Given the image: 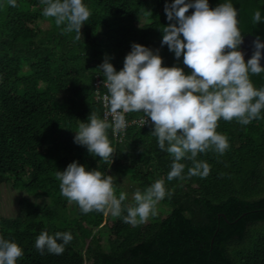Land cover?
I'll use <instances>...</instances> for the list:
<instances>
[{"label":"trees","instance_id":"trees-1","mask_svg":"<svg viewBox=\"0 0 264 264\" xmlns=\"http://www.w3.org/2000/svg\"><path fill=\"white\" fill-rule=\"evenodd\" d=\"M226 2L237 10L242 37L264 38V20L252 22L257 10L264 17V0H208L210 8ZM83 3L91 15L76 40L66 25L42 15L40 0H16L15 7L0 0V186L21 190L15 212L0 213V237L22 249L17 264H264V109L247 125L218 121L216 131L229 147L223 155L198 154L210 166L204 178L188 176L192 162L182 160L183 178L167 179L173 158L158 147L150 123L130 124L123 136L109 128L112 160L93 157L73 137L91 114L112 123L95 97L105 57L119 71L135 42L158 52L163 66L191 70L161 44L170 23L164 7L172 0ZM250 80L264 87V72L250 74ZM73 161L112 176L117 198L126 194L120 217L82 213L61 196L56 172ZM118 175H130L133 191L141 193L163 180L168 194L159 202L170 212L135 227L125 223L134 204L116 182ZM42 232H69L73 239L60 255L41 254L35 240Z\"/></svg>","mask_w":264,"mask_h":264},{"label":"clouds","instance_id":"clouds-1","mask_svg":"<svg viewBox=\"0 0 264 264\" xmlns=\"http://www.w3.org/2000/svg\"><path fill=\"white\" fill-rule=\"evenodd\" d=\"M7 3L16 6V0ZM40 3L44 17L54 19L57 26L66 25L65 32H75V39H81V27L91 15L83 0H40ZM190 8L194 11L186 15ZM164 12L170 23L163 28L161 44L167 45L177 59L183 57L190 74L178 66H163L158 52L135 42L119 71L105 57L99 67L108 93L106 106L113 121L109 123L91 114L87 122L79 124L73 140L107 163L115 152L107 130L112 128L118 135L127 127L125 114L142 112L141 126L150 123L158 147L173 158L167 179L183 178L182 160L192 162L188 176L204 178L209 175L210 166L197 160L198 154L213 150L223 155L229 147L227 138L216 131L218 121L235 119L247 125L258 119L264 109V87L257 89L250 80V74L264 72L260 65L264 44L255 40V50L245 62L239 50L242 34L238 13L230 2L210 8L208 0H172L170 5L165 4ZM262 20L261 12L255 11L253 24ZM56 179L61 196L75 202L82 213L98 211L120 217L124 211L122 202L126 194L121 192L117 198L112 176L95 169L86 170L84 165L73 161L56 172ZM167 194L163 180H156L143 193L137 190L133 196L135 204L127 207L124 222L134 227L146 222L150 214H155L156 203ZM72 239L69 232L54 235L42 232L35 247L41 254L47 250L60 255ZM22 256L17 243L0 237V264H17Z\"/></svg>","mask_w":264,"mask_h":264},{"label":"rangeland","instance_id":"rangeland-1","mask_svg":"<svg viewBox=\"0 0 264 264\" xmlns=\"http://www.w3.org/2000/svg\"><path fill=\"white\" fill-rule=\"evenodd\" d=\"M141 19H144V17H141ZM48 25L47 22L43 24V27H46ZM116 182L118 185L125 190V192L128 193L130 201L135 204V201L133 199L134 191L133 186H135V182L131 179L130 175H118V178L116 179ZM19 191L12 187L10 184H4L0 186V213L6 214V215H12L16 210V202L17 198L20 195ZM155 214H150L148 220L144 222L143 224H147L153 221H156L161 216L168 214L170 212V207L164 205L163 203L157 202L154 208ZM104 247H108V241L106 240V236L103 240Z\"/></svg>","mask_w":264,"mask_h":264},{"label":"built area","instance_id":"built-area-1","mask_svg":"<svg viewBox=\"0 0 264 264\" xmlns=\"http://www.w3.org/2000/svg\"><path fill=\"white\" fill-rule=\"evenodd\" d=\"M97 79H96V82H95V86H96V90H95V97L97 100L101 101L103 106H104V116H105V119H111L113 121V116L110 114L107 106H106V101H105V97L106 95L108 94L107 93V89L106 87L104 86V84L102 83L103 82V79L97 75L96 76ZM144 118V114L140 117H134L133 119H129L127 117V115L125 114V119H126V122H127V127L126 129L122 130L118 135H125L126 131H127V128L130 124H138L139 126H141V123H142V119ZM117 135V134H116ZM122 139V137H121Z\"/></svg>","mask_w":264,"mask_h":264},{"label":"water","instance_id":"water-1","mask_svg":"<svg viewBox=\"0 0 264 264\" xmlns=\"http://www.w3.org/2000/svg\"><path fill=\"white\" fill-rule=\"evenodd\" d=\"M259 39V41L264 44V38H261L253 33H249L242 37V42L240 44L239 50L242 52L244 60H247L252 56L255 48L254 41ZM261 67H264V48L261 49V59H260Z\"/></svg>","mask_w":264,"mask_h":264}]
</instances>
